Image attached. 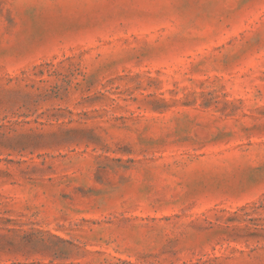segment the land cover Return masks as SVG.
<instances>
[{
    "label": "rangeland",
    "instance_id": "1",
    "mask_svg": "<svg viewBox=\"0 0 264 264\" xmlns=\"http://www.w3.org/2000/svg\"><path fill=\"white\" fill-rule=\"evenodd\" d=\"M0 264H264V0H0Z\"/></svg>",
    "mask_w": 264,
    "mask_h": 264
}]
</instances>
